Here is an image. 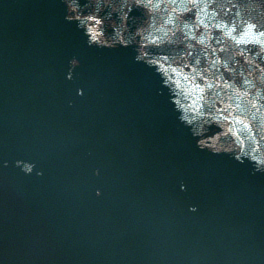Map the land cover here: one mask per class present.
<instances>
[{"label": "water", "instance_id": "water-1", "mask_svg": "<svg viewBox=\"0 0 264 264\" xmlns=\"http://www.w3.org/2000/svg\"><path fill=\"white\" fill-rule=\"evenodd\" d=\"M67 14L0 0V264H264V172L201 150L133 48Z\"/></svg>", "mask_w": 264, "mask_h": 264}, {"label": "clouds", "instance_id": "clouds-1", "mask_svg": "<svg viewBox=\"0 0 264 264\" xmlns=\"http://www.w3.org/2000/svg\"><path fill=\"white\" fill-rule=\"evenodd\" d=\"M64 2L66 19L78 22L89 46L133 48L201 150L231 154L264 172V0ZM134 9L141 15L131 16ZM79 64L71 59L68 79ZM16 165L26 174L36 167Z\"/></svg>", "mask_w": 264, "mask_h": 264}]
</instances>
